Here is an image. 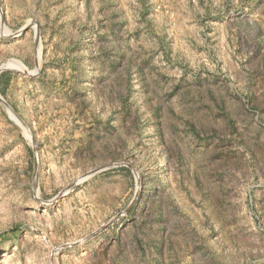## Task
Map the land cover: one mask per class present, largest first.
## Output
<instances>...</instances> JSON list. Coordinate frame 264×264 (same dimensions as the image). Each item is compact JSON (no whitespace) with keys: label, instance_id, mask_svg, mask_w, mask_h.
I'll use <instances>...</instances> for the list:
<instances>
[{"label":"rangeland","instance_id":"rangeland-1","mask_svg":"<svg viewBox=\"0 0 264 264\" xmlns=\"http://www.w3.org/2000/svg\"><path fill=\"white\" fill-rule=\"evenodd\" d=\"M0 264H264V0H0Z\"/></svg>","mask_w":264,"mask_h":264}]
</instances>
